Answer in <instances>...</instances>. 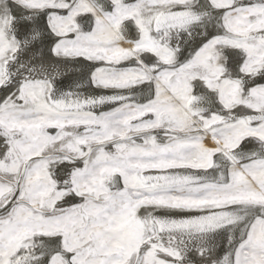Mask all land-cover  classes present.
<instances>
[{
  "label": "snow or ice",
  "instance_id": "1",
  "mask_svg": "<svg viewBox=\"0 0 264 264\" xmlns=\"http://www.w3.org/2000/svg\"><path fill=\"white\" fill-rule=\"evenodd\" d=\"M0 264H264V0H0Z\"/></svg>",
  "mask_w": 264,
  "mask_h": 264
}]
</instances>
